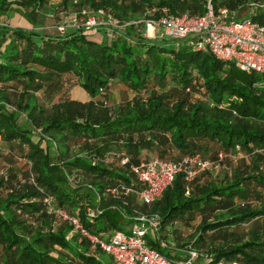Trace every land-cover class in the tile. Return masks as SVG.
Segmentation results:
<instances>
[{
	"label": "trees",
	"instance_id": "obj_1",
	"mask_svg": "<svg viewBox=\"0 0 264 264\" xmlns=\"http://www.w3.org/2000/svg\"><path fill=\"white\" fill-rule=\"evenodd\" d=\"M48 1L0 0V15L14 11L32 23L24 27L0 21V139L10 147L9 153L0 152L10 163L0 175V264H103L100 252L104 250L70 220L49 211L46 196L98 235L126 227L133 221V208L158 212L159 234L167 239L176 232L175 221L186 223L199 214L200 223L189 243L198 255L190 264H264L263 76L185 42L175 48L173 38L147 37L134 25L111 35L98 28L94 31L103 34L100 40L74 24L65 31H44L37 28L36 19ZM207 1L79 3L89 9L103 8L125 20L144 14L153 5L159 11L165 7L173 13L202 14ZM251 1L264 4V0H210L216 10ZM61 4L67 8L69 0ZM249 17L264 25V5L253 7ZM66 76L75 79L88 99L54 100ZM113 79L136 93L149 84L162 89L170 82L173 85L165 89L167 93L136 94L124 104L110 106ZM185 89H202L206 98L189 102ZM39 91L46 94L47 102L40 100ZM173 95L178 99L168 103L165 98ZM21 114L32 127L18 122ZM210 144L221 149L213 159L204 156ZM72 145L77 148L73 150ZM238 151L252 158L250 170H234L222 179L208 173L210 169L191 180L178 173L151 204L140 203L134 195L126 196V204L106 193L108 186L119 182L137 186L130 165L148 160L150 154L166 160L199 154L220 163ZM219 152L223 157L219 158ZM107 153H113L109 161L105 160ZM124 156L128 160L122 163ZM17 157L29 164L23 178L12 167ZM201 176L206 180L201 182ZM87 205L102 211L90 219L85 213ZM244 223L249 224L248 232L235 231ZM147 237L170 258V264H187L189 253L173 245L175 251L168 244L162 247L157 238ZM206 243L210 245L201 251L199 246Z\"/></svg>",
	"mask_w": 264,
	"mask_h": 264
},
{
	"label": "built area",
	"instance_id": "obj_2",
	"mask_svg": "<svg viewBox=\"0 0 264 264\" xmlns=\"http://www.w3.org/2000/svg\"><path fill=\"white\" fill-rule=\"evenodd\" d=\"M248 4L250 7L264 5L255 1ZM206 6L204 13L195 15L188 12H169L165 7L159 11L153 5L146 8L144 14L125 20L103 8L89 9L88 16L74 25L82 27L84 31L104 28L108 35H111L113 31H121L125 27L134 25L137 30H144L143 35L146 33L152 38L168 37L175 39L177 43L185 42L193 49L207 50L217 58L231 62L246 72H257L264 78V25L251 20L249 15L239 16L238 11L241 6L234 9L221 7L216 10L210 0L207 1ZM156 10L159 13L154 15ZM63 29H65L63 26L59 27V30ZM43 136L49 138L45 134ZM112 154H105V160L109 161ZM222 156L223 153L219 152V158ZM127 160L128 157L124 156L121 162L125 163ZM218 165L219 159L208 160L199 154L187 153L175 160L152 156L139 164L130 165L138 183L137 186L119 182L108 186L106 193L113 198L123 199V203L126 204L128 203L126 196L130 195H134L140 203L151 204L161 197L165 188L172 183L178 173H183L186 180H191L199 172L213 169ZM96 195L100 201V194ZM45 201L49 204V211L70 220L75 229H80L92 243L98 244L115 264L171 263L170 258L152 246L147 237L148 230L151 229L154 232V238L159 240L160 246L166 247L168 244L159 234L161 215L158 212H142L138 208H133V221L128 224V231L114 229L103 236L83 228L78 217L53 205L51 196H46ZM101 211L102 208L99 206L85 207L86 216L90 219L96 217ZM197 255L198 251L189 250V257L185 263L190 264Z\"/></svg>",
	"mask_w": 264,
	"mask_h": 264
},
{
	"label": "rangeland",
	"instance_id": "obj_3",
	"mask_svg": "<svg viewBox=\"0 0 264 264\" xmlns=\"http://www.w3.org/2000/svg\"><path fill=\"white\" fill-rule=\"evenodd\" d=\"M252 8L253 7H250L248 3L243 4L238 11L239 16L244 17L250 15ZM89 12H90L89 8L86 5H82L81 3H79V0H69V5L67 8L62 7L61 0H49L43 9L40 8V10L38 11L40 16L38 19H36L39 22L38 23L39 26L37 28H40L47 32H57V31H62L59 30V27L63 26V28H65L63 30L65 31L69 28V25L77 23L85 16H88ZM17 15L18 14H16L14 11H11L6 15H0V21L9 23L11 25H21L24 27H31L32 23L28 21L27 18L23 16L21 17L20 15H19L20 17H18ZM142 31L144 32L143 29ZM95 32L96 31L89 32V34H91L90 36L92 38H96L99 40L102 39L103 34L101 32H97V33ZM145 35L149 37L148 34L145 33ZM163 38L166 41L170 40V38L168 37H163ZM178 45L180 44L174 42L172 46L176 48ZM65 79L66 81L62 90L55 95L54 100H58L64 97L86 100L84 90L75 82V79L72 76H66ZM172 85L173 83L170 82L168 83L167 87L169 88V86ZM167 87L165 89L168 90ZM165 89L159 88V86L154 84H149V88L143 89L139 93H136L132 89L128 88L124 83L120 82L118 79H113L111 80L110 90L108 93V103L110 106L124 104L129 100H131L136 94L142 97H146L148 94H153V93L155 94L167 93L168 91H166ZM185 91L189 92L187 95V101L189 102L204 100L206 98V96L203 94L202 89H200V91L185 89ZM169 93L173 94L171 90ZM37 94L39 95L41 101L47 102V98L45 96L46 94L44 92L39 91ZM177 99H178L177 96L174 95L172 97H167V99L165 98V100L168 101V103L175 102ZM212 104L213 103H211V105ZM219 106L225 107L222 104H220ZM18 122L20 124H23L24 126L32 127L31 122L28 119H26L24 114H21V116L18 119ZM76 148L77 145H72L73 150ZM9 149H10L9 144L3 141L2 139H0V152L6 154L10 152ZM219 150L221 149L217 148L215 144H210L206 147V151H204V156L208 159H213L214 157L212 155H214L216 151L218 152ZM151 156H153V154H150V157ZM251 159L252 158L248 154H245L242 151H238L237 153L234 152L231 155L227 154V156H224L223 159L220 161L219 165L213 169H210V172L208 173H211L212 176L221 179L224 177H230L231 173L234 170H243L246 167L248 168V170H250L252 163ZM9 165L10 163L8 162V160L0 157V175L2 174L4 175L8 171ZM261 166L262 169L264 170V163H262ZM12 167L15 168L18 175H20L21 178H23L22 174L24 173V171L28 170L29 164L25 162L23 158L17 157V159L12 163ZM76 178H78V176ZM205 180L206 179L203 176H201L200 181L203 182ZM2 193L3 191L0 188V194ZM200 219L201 216L197 214L191 221H188L186 223H182L181 221H175L173 223V226L177 228L176 232L173 235L167 236L168 239L166 238V236H163V238L167 241L168 245H170L169 249H172L171 247L173 245L175 247L181 248V252H183L184 254L189 253L186 252L185 249L191 250L192 247L191 244L189 245V243H191L190 240L192 239V235L195 233V228L197 224L200 223ZM248 225L249 224L247 223L241 224V226L235 227V231L248 232L249 231ZM122 230L128 231V226L122 228ZM148 234L149 236L154 237V232L151 229L148 230ZM201 245L202 246H199L200 250L205 251V249L208 247V245H210V243L201 244ZM100 258H102L103 264H114L112 258L104 251L100 252ZM217 264H240V263L237 261H231V262L221 261L218 262Z\"/></svg>",
	"mask_w": 264,
	"mask_h": 264
},
{
	"label": "crops",
	"instance_id": "obj_4",
	"mask_svg": "<svg viewBox=\"0 0 264 264\" xmlns=\"http://www.w3.org/2000/svg\"><path fill=\"white\" fill-rule=\"evenodd\" d=\"M17 16L20 17L21 15L19 16V14H18ZM21 17H22V16H21ZM23 25H24V24H23ZM25 26H26V25H25ZM84 92H85V91H84ZM85 96H86L85 99H88V95H87L86 92H85ZM127 226H128V225H127ZM127 226H126V227H127ZM110 230H112V229H110ZM110 230H107V231L102 232L101 235H103V236L106 235L105 233H106V232H110Z\"/></svg>",
	"mask_w": 264,
	"mask_h": 264
}]
</instances>
